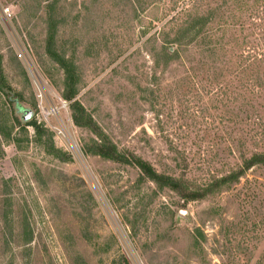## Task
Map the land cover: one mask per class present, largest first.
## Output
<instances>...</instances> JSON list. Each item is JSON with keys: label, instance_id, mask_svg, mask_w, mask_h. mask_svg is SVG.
Listing matches in <instances>:
<instances>
[{"label": "rangeland", "instance_id": "374dc122", "mask_svg": "<svg viewBox=\"0 0 264 264\" xmlns=\"http://www.w3.org/2000/svg\"><path fill=\"white\" fill-rule=\"evenodd\" d=\"M3 81L0 264H264V0H0Z\"/></svg>", "mask_w": 264, "mask_h": 264}, {"label": "trees", "instance_id": "16d2710c", "mask_svg": "<svg viewBox=\"0 0 264 264\" xmlns=\"http://www.w3.org/2000/svg\"><path fill=\"white\" fill-rule=\"evenodd\" d=\"M198 1V0H197ZM203 1V0H202ZM60 63L63 65V69L66 73V88L69 91L70 95H66L67 101H72L74 97L76 96L77 92V85L78 81L76 79L74 69L73 67L65 62L64 60H60ZM2 85V86H1ZM0 90L5 94L9 95L8 93H11L12 87L5 83L4 81L0 83ZM11 95V94H10ZM15 102V101H14ZM15 110H19V108H15ZM72 111H73V121L76 126L80 128H90L93 130V132L100 137V142H95L92 147L88 148V152L95 154L103 159H107L113 162H116L121 165H127L137 168L141 174L143 175V178L148 180L149 182L154 183L156 186H158L160 189H170L173 191H180L179 183L178 181L174 180L173 178L169 176H164L161 174H158L152 165H150L148 162L141 158H137L135 156H129L127 154H124L118 150V148L112 144L108 139H106L103 134L100 132L99 127L97 124L92 120V118L87 114L86 109L79 103L74 102L72 104ZM32 126L35 128V130L38 132V136H42V134L45 133V131L41 130L40 127L37 126L34 122H25L24 127ZM1 133L3 131L1 130ZM4 137L5 134L3 133ZM8 139L12 137V134H8ZM6 137V138H7ZM16 143V140H13ZM222 183L227 182L226 180H222ZM206 194H185L183 195V198L186 202L188 201H194V200H203L205 199Z\"/></svg>", "mask_w": 264, "mask_h": 264}, {"label": "water", "instance_id": "95a60500", "mask_svg": "<svg viewBox=\"0 0 264 264\" xmlns=\"http://www.w3.org/2000/svg\"><path fill=\"white\" fill-rule=\"evenodd\" d=\"M18 108L19 113L23 116V120L28 121L31 118V112L25 111L21 106H18Z\"/></svg>", "mask_w": 264, "mask_h": 264}, {"label": "built area", "instance_id": "2783aa9c", "mask_svg": "<svg viewBox=\"0 0 264 264\" xmlns=\"http://www.w3.org/2000/svg\"><path fill=\"white\" fill-rule=\"evenodd\" d=\"M5 13H8V10H5Z\"/></svg>", "mask_w": 264, "mask_h": 264}]
</instances>
